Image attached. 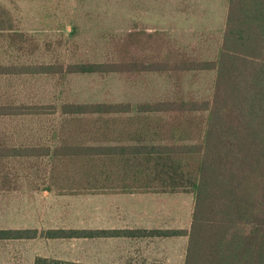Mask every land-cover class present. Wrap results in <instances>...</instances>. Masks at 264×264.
<instances>
[{
    "label": "trees",
    "instance_id": "16d2710c",
    "mask_svg": "<svg viewBox=\"0 0 264 264\" xmlns=\"http://www.w3.org/2000/svg\"><path fill=\"white\" fill-rule=\"evenodd\" d=\"M236 63L244 69L237 70ZM81 65L78 70L69 67L66 73L123 71L116 63ZM149 67L143 71H151ZM192 69L216 71L211 99L179 95L153 103L0 106V116L52 113L61 119L55 148L45 153L33 147L10 148L9 155L50 157L53 176L67 179V187L76 191L98 193L113 187L108 184L113 182L125 192L192 193L195 209L185 264H264V0H229L216 62ZM56 74L30 64L16 68L0 64V78ZM127 139L134 145H121ZM6 152L0 148V155ZM106 235L81 230L40 234L48 238ZM38 236L36 230L0 231V241ZM34 264L80 263L37 257Z\"/></svg>",
    "mask_w": 264,
    "mask_h": 264
},
{
    "label": "rangeland",
    "instance_id": "374dc122",
    "mask_svg": "<svg viewBox=\"0 0 264 264\" xmlns=\"http://www.w3.org/2000/svg\"><path fill=\"white\" fill-rule=\"evenodd\" d=\"M0 5L13 17H2L0 29L19 27L22 32L0 31V61L14 68L30 64L58 72L0 78V103L4 105L134 104L172 100L179 95L200 100L213 96L216 71L189 69L216 62L229 0H0ZM87 62L116 63L123 71L66 73L69 67L78 70ZM147 65L149 72L143 71ZM235 66L244 69L239 63ZM59 116L11 117L8 129L15 135L25 134L26 140L35 141L36 137L53 144L51 131L58 127ZM48 172L45 160L7 162L1 173L7 183L0 192V229L37 230L42 235L50 232L46 229L51 225L42 221L50 217L42 216V212L69 203L60 197L58 203L51 201L48 192L52 187L43 181ZM32 178L36 186L26 182ZM163 201L160 218L167 228L190 229L194 194L168 195ZM167 241L171 251L180 253L181 239ZM47 244L39 237L0 241V264H34L35 256ZM168 262L174 264L175 259L168 258Z\"/></svg>",
    "mask_w": 264,
    "mask_h": 264
},
{
    "label": "crops",
    "instance_id": "0c3cea01",
    "mask_svg": "<svg viewBox=\"0 0 264 264\" xmlns=\"http://www.w3.org/2000/svg\"><path fill=\"white\" fill-rule=\"evenodd\" d=\"M0 9L3 10L0 13V19L2 17H6L9 20L13 18L11 11L6 6L0 5ZM2 30L22 33L19 27L0 29V31ZM0 64L9 66L2 61H0ZM0 104L1 107L10 106V104ZM11 117L13 119L15 117L21 118V116H0V148L7 150L5 156L0 155V187L4 186V183H7L4 176H1V173L2 168L7 165L8 161L45 160L49 164V172L43 181L52 187V190L48 192L52 194L51 201L58 203L61 198L66 199L69 203L67 207L57 209L47 208L48 210L42 212V216L50 217L47 220H42L51 225L46 231L81 230L91 233L105 232L108 234L93 238H48L41 237L40 231L36 230L39 233V238L48 241L49 247L47 244L46 248L35 256V259L37 257H47L80 264H169L168 258H172L173 260L175 259L174 264L186 263L189 243L188 232L191 228L183 230L178 229L177 226L167 228V225L160 218L164 214L163 199L168 195L179 194L125 192L122 188H117V185L113 182L108 183L112 184L113 187L101 189L98 193L84 192L82 190L76 191L74 188L67 187L69 183L67 179L63 182L53 176L54 165L50 157L13 158L9 155L8 151L10 148L33 147L39 148L45 153L46 149H53L58 144L59 134L57 127L51 131L53 144L48 143V141L44 143L38 140L39 138L36 139V137H33L35 141H30L28 140L29 138L27 140L24 138L25 134L20 136L19 134L15 135V133H11V131H14L8 129ZM27 141L29 144H27ZM111 144L117 145L116 142ZM121 145L131 146L134 145V142L127 139ZM26 182L28 185L33 184L36 186L38 184L36 181H33V178L28 179ZM6 185H9V182ZM3 191L4 188L1 187L0 192ZM194 209L191 213V221H193ZM166 210L169 212L170 208H166ZM150 215H153L152 221H149ZM150 224L154 226L151 227ZM163 226L166 227L164 228ZM5 230L7 229H0V231ZM166 232L179 233L175 236L163 235ZM175 239L183 241L181 242L183 246L180 253L179 250L172 249L171 251L168 247V243L170 242L167 240ZM177 257H179V262L176 260L178 259Z\"/></svg>",
    "mask_w": 264,
    "mask_h": 264
}]
</instances>
